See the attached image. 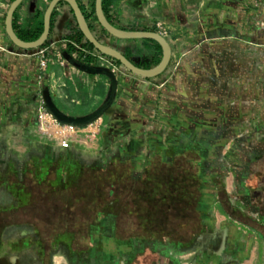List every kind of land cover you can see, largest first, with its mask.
Segmentation results:
<instances>
[{"label":"crops","instance_id":"1","mask_svg":"<svg viewBox=\"0 0 264 264\" xmlns=\"http://www.w3.org/2000/svg\"><path fill=\"white\" fill-rule=\"evenodd\" d=\"M77 1L88 7L92 0ZM134 1L118 0L111 20L122 31L162 33L171 45L170 64L154 79L121 66L110 111L62 149L35 134L39 97L49 96L67 117L84 118L103 106L111 80L68 60L49 63L40 79L33 56L38 49L10 40L12 0H0L2 162L13 160L21 177L26 165L42 166L38 172L45 177L47 161L65 153L85 167H126L133 184L124 189L127 220L140 235L131 228L133 234L121 240L118 215H110L115 228L109 258L126 253L132 264L150 253L177 264H264V1L157 0L151 22L130 24L125 19L145 10ZM50 2L24 0L13 16L16 35L28 28L36 33ZM55 10L42 48L54 43L66 59L82 63L83 56L67 54L79 35L70 6ZM90 23L98 41L129 52L135 64L151 70L161 63L163 49L157 64L161 51L147 40H120ZM95 236L101 245L107 242Z\"/></svg>","mask_w":264,"mask_h":264},{"label":"rangeland","instance_id":"2","mask_svg":"<svg viewBox=\"0 0 264 264\" xmlns=\"http://www.w3.org/2000/svg\"><path fill=\"white\" fill-rule=\"evenodd\" d=\"M155 1L157 0H143V3L140 0L134 1L137 7L145 5V10L143 13L132 15L131 18L135 20H131L129 17L125 21L130 24L133 22L137 24L138 20L144 23L151 22L155 10L151 5ZM113 24L115 27H119L114 22ZM74 52L78 59L82 58L83 53L80 50L76 49ZM88 62L91 65L97 63L94 59H90ZM103 163V165H107L105 162ZM7 165V163L1 164V171L4 175L8 172ZM52 166L47 165L45 177L42 175V170L38 172V169L42 168L40 165L36 168L32 166L34 175L32 181L25 178L24 175L21 177L22 184L23 181H27L32 185L30 190L34 194L32 198L34 204L25 211L19 210L21 209L19 208V211L14 212L13 203L18 200L17 198L12 199L9 188L11 185H5L0 193V264H41V255L37 251L40 242L47 241L48 248L55 242L64 245L67 243L66 237L69 235L73 238L69 245L75 251L76 256L70 261L71 253L67 249L66 253H51L48 264H129V257L126 253V255L122 253L121 257L116 259L109 258L111 254L107 253L109 247H104L98 241L93 244L89 237L90 225L93 224L94 230L97 232L101 227L98 228L95 224L99 217L100 221L106 222L113 213H116L119 218L116 229L117 236L121 240L129 238L133 233L140 235L137 225L133 228L130 227L124 205V189L133 185L126 172L128 169L119 164L105 171L85 167L86 171L81 173L82 178L76 180L77 177L72 175L71 170H64L65 168L59 163ZM25 169L31 170V166L26 165ZM9 174L11 175L12 172ZM114 176H116V181ZM100 181L104 186L108 185V190L104 189L105 192L103 191L104 197H102ZM113 191L115 194H111ZM100 196L105 201L98 202ZM22 198L25 201L28 197L21 194L20 199L22 200ZM131 228L133 233H131ZM34 233L39 234L36 239H40V242L33 243L36 247L33 246L29 252L18 253L6 247V241L9 238L17 239L18 235L22 237ZM102 244L108 246L107 242ZM90 251L93 253L89 254ZM132 264H168V262L150 253H143Z\"/></svg>","mask_w":264,"mask_h":264},{"label":"water","instance_id":"3","mask_svg":"<svg viewBox=\"0 0 264 264\" xmlns=\"http://www.w3.org/2000/svg\"><path fill=\"white\" fill-rule=\"evenodd\" d=\"M103 0H96L95 2V9H96V17L98 19L99 24L101 27L112 37L120 39V40H152L160 44L163 49V59L161 63L154 69L145 70L136 67L132 64L121 52L117 51L114 48H111L100 41L94 36L93 32L91 31L86 18L82 12V9L79 5L77 0H52L47 8V11L44 16V31L41 37L31 43H26L21 41L18 36L16 35L13 29V16L18 9V7L24 2V0H15L12 2L7 18H6V31L7 35L9 36L10 40L19 48L24 50H36L42 48L46 42L48 41L50 35V28H51V21L52 16L55 8L58 6L60 2L67 3L71 10L74 13L76 18L78 27L86 40L94 46L96 51L100 54L107 56L115 61L119 62L125 69L130 71L131 73L140 76L146 79H154L160 75H162L166 69L168 68L171 58H172V49L170 43L163 37L160 33L157 32H127L122 31L115 26H113L106 18L104 11H103ZM69 63H71L76 68L94 75H106L111 80V88L103 106L93 113L90 116L84 118H71L63 115L60 111L56 109L53 105L49 96H45L47 105L49 107L50 112L62 123L64 124H71L76 126H87L88 124L93 123L94 121L98 120L102 117L105 113L109 112L116 96L117 88H118V81L116 75L110 73L107 69L101 67H92L86 64H83L72 57H67ZM224 232H221L218 237L223 239ZM216 237V238H218Z\"/></svg>","mask_w":264,"mask_h":264},{"label":"flooded vegetation","instance_id":"4","mask_svg":"<svg viewBox=\"0 0 264 264\" xmlns=\"http://www.w3.org/2000/svg\"><path fill=\"white\" fill-rule=\"evenodd\" d=\"M2 150L0 148V193L3 191V189L5 188V185L7 186L8 184L11 185V187L9 186V188L11 189L10 193L12 194V199L14 200L15 198H17L18 202H14L13 206L14 207V212L19 211V210H26L27 208H30L33 204H34V199L33 196L34 194H32L30 188H32V185H30L27 181H23V184L21 183L20 179L21 176L19 175V170L17 165H14L13 160L8 162V172L7 174H3V171H1V164L2 162ZM61 161V162H59ZM57 163H59L60 165H62L65 169L64 170H71L70 172H72V175L76 176L77 179L79 180V178H82V174L84 171H86L85 166H83L81 163L77 162L75 160V158H72L69 156V154H63V155H57L55 158H53L52 161H47V165L49 166H55ZM31 166V165H30ZM52 166V167H53ZM123 166V165H122ZM29 167V165H28ZM34 167V166H33ZM110 167H112L111 165H103V164H99V165H95L92 166V169H100L102 171H105L106 169H110ZM87 168H91V167H87ZM32 166H31V170H24V177L28 178L29 180H33L34 175L32 173ZM12 172V174L10 175L9 173ZM82 173V174H81ZM68 177V175H67ZM31 178V179H30ZM8 188V189H9ZM23 194L24 196H27L28 198L24 201L22 198V200L20 199V195ZM114 194V191L111 193ZM46 202V201H45ZM44 203V202H43ZM21 208V209H19ZM19 209V210H18ZM95 224H97L98 228L99 226H101L103 229H100L96 232L94 229V225H90V239L92 238V243L95 242V240H93V237H96L95 235H102V237L107 240L108 246H105V244H103L104 247H109V249L113 248V244L111 242L112 240V231L115 228L114 222H113V218H109L107 219V221L103 222H99L97 221ZM101 230V231H100ZM36 236L39 237V234H28L25 236L20 237L18 235L17 239H8L7 245L6 247L8 249H12V251L14 252H29L30 249H33V246H35V242H40V239H36ZM73 239V238H72ZM45 240V239H44ZM47 240V239H46ZM72 240H67L66 244H60L59 242H55L54 245L50 246L48 248L47 246V241H43L40 242V246L37 247V251L38 253H40L41 255V264H48L51 253H66V251L68 250L71 253V259L70 261H72V258L75 257V251L72 250V247L69 245V243H71ZM106 243V241L104 242ZM94 244V243H93ZM63 245V246H62ZM36 247V246H35ZM67 249V250H66ZM93 252L90 251L89 254H92ZM114 253H112L111 255H113ZM119 254V253H118ZM110 255V256H111ZM116 259V257L114 258ZM175 262V261H174ZM173 261H168V264H177V262L174 263ZM94 264V263H91Z\"/></svg>","mask_w":264,"mask_h":264},{"label":"built area","instance_id":"5","mask_svg":"<svg viewBox=\"0 0 264 264\" xmlns=\"http://www.w3.org/2000/svg\"><path fill=\"white\" fill-rule=\"evenodd\" d=\"M264 1V0H257ZM264 29V22L260 24ZM162 36L163 34L160 33ZM75 47L80 50L85 56L90 55L99 63V67L107 69L110 73L117 75L120 72L121 66L117 61L100 54L98 51L88 52L82 49L79 45ZM33 56L39 59L40 79L46 76L45 72L49 63L57 61L62 65L67 61L64 55L56 48V45L50 44L47 47L40 48ZM89 124L87 126H91ZM86 126H76L64 124L60 122L49 110L45 96L39 97L38 107L36 109V124L35 134L42 140L51 144L58 145L62 149H69L72 144L73 135L77 134L81 128Z\"/></svg>","mask_w":264,"mask_h":264},{"label":"trees","instance_id":"6","mask_svg":"<svg viewBox=\"0 0 264 264\" xmlns=\"http://www.w3.org/2000/svg\"><path fill=\"white\" fill-rule=\"evenodd\" d=\"M13 1H15V0H12V2H13ZM50 1H52V0H50ZM95 2H96V0H92V1L89 3L88 7L84 6L82 3H79V5H80V7H81V9H82V12H83V14H84V16H85V18H86V21H87V23H88V25H89L91 31H93V26L91 25L90 20H93L98 26L101 27V25L99 24L98 19H97V17H96ZM117 2H118V0H103V1H102L104 14H105L107 20H108L112 25H113V21L111 20L110 12H111V10L116 6ZM59 4H60V5H67V3H65V2H60ZM71 13H72V15L74 16V13H73L72 10H71ZM55 15H56V10H54V12H53L52 21H53ZM74 18H75V16H74ZM75 20H76V18H75ZM113 26H114V25H113ZM77 28H78V34H79V35H78V39H76V41H75V44H76V45H79L82 49H84V50H86V51H88V52H94V51H96V49L94 48V46H93L92 44H90V43L86 40V38L84 37V35H83L82 32L80 31L78 25H77ZM101 28H102V27H101ZM102 29H103V28H102ZM43 31H44V23L42 22L41 25H40V29H39L36 33L31 34V30L28 28V29L25 30L26 34H25V35L18 34V38H19L21 41L26 42V43L35 42V41H37V40L40 38V36L42 35ZM103 31H105V30L103 29ZM132 31H136V30L133 29ZM144 31H147V30H144ZM105 32H106V31H105ZM151 32H155V29L151 30ZM146 42L155 45V46L161 51V56H160V58H158L157 64L160 63L161 58H162V47L160 46V44H158L157 42L152 41V40H147ZM45 46H46V44H45ZM76 49H77V48L75 47V45L70 44L69 47L67 48V54H68V55H72V53H74V51H76ZM84 56H85V55L83 54V57H84ZM124 56H125V57H126V58H127L132 64H134V65H135L136 67H138V68H141V69H147V70L151 68L150 65H137V64H135V63L133 62V60L131 59V57H130V53H129V52L125 53ZM108 58H109V57H108ZM90 59H94V60H96L95 58L91 57L90 55H87V56L84 58V60H83L82 63H83V64H86V65H89V66H92V67H95L94 65H91V64L88 62V60H90ZM117 63H118V65L122 66L119 62H117ZM98 67H99V66H98ZM122 67H123V66H122ZM122 180H123V179H122ZM102 181H103V180H102ZM100 182H101V181H100ZM99 185H100V187H101V189H102V197H104V195H105V193H104V192H105L104 189H107V190H108V185L106 184V185L104 186V185L102 184V182H101ZM111 186H112V185H111ZM103 191H104V192H103ZM103 194H104V195H103ZM102 197L100 196V199L98 200V202L101 203V202L105 201V199H103ZM73 210H74V209H73ZM151 229H154V227H153V228L151 227Z\"/></svg>","mask_w":264,"mask_h":264}]
</instances>
